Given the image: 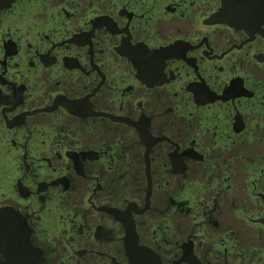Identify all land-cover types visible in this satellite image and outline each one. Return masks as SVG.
Returning a JSON list of instances; mask_svg holds the SVG:
<instances>
[{
  "label": "flooded vegetation",
  "instance_id": "obj_1",
  "mask_svg": "<svg viewBox=\"0 0 264 264\" xmlns=\"http://www.w3.org/2000/svg\"><path fill=\"white\" fill-rule=\"evenodd\" d=\"M0 216L42 264H264V0H0Z\"/></svg>",
  "mask_w": 264,
  "mask_h": 264
},
{
  "label": "water",
  "instance_id": "obj_2",
  "mask_svg": "<svg viewBox=\"0 0 264 264\" xmlns=\"http://www.w3.org/2000/svg\"><path fill=\"white\" fill-rule=\"evenodd\" d=\"M125 241L129 258L126 264H162L158 254L150 248L138 245L135 238L127 236ZM9 245L10 247L2 248L0 237L1 251L7 264H42L41 255L36 250H30L29 246L23 244L20 245V251L16 252L13 250H16L18 245Z\"/></svg>",
  "mask_w": 264,
  "mask_h": 264
}]
</instances>
